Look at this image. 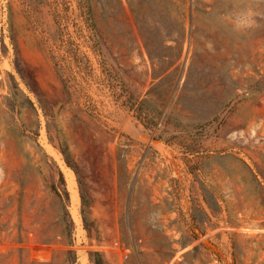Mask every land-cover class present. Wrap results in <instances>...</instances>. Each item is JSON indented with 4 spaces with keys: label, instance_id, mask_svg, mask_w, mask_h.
<instances>
[{
    "label": "rangeland",
    "instance_id": "1",
    "mask_svg": "<svg viewBox=\"0 0 264 264\" xmlns=\"http://www.w3.org/2000/svg\"><path fill=\"white\" fill-rule=\"evenodd\" d=\"M97 254L264 264V0H0V264Z\"/></svg>",
    "mask_w": 264,
    "mask_h": 264
},
{
    "label": "trees",
    "instance_id": "2",
    "mask_svg": "<svg viewBox=\"0 0 264 264\" xmlns=\"http://www.w3.org/2000/svg\"><path fill=\"white\" fill-rule=\"evenodd\" d=\"M87 16L89 17V10L86 9ZM18 74L20 78L23 80V83L25 87L34 94L36 97L38 107L41 109L42 115L44 116L45 119L49 117L45 106L42 104V100L40 99L39 95L33 89L30 87L26 81H24V78L22 77L21 73L18 71ZM11 80L13 82V87H9V95L6 96V99L8 100V104L11 107H21L19 102L17 101V97H21L22 100L29 106V108L33 111L35 115H37L36 107L34 106L33 102L29 99V97L17 86V83L14 81L13 77L11 76ZM13 89V90H11ZM60 152L64 158V161L66 163V166H68L70 169L73 170V167L70 165L69 162V151L67 147H61ZM57 176H58V181L57 184L52 187L53 192L55 193L56 197L58 198L59 205H60V221L63 226V232L65 234V237L69 241V246L70 248L66 250L67 255H73L74 256V250L72 248V243H71V233L73 229V222L70 218V215L67 211V204L69 200V193L66 189L64 178L62 175V172L57 168ZM79 196H80V201L82 208H88L90 205L89 199L86 197V195L83 193L82 189L80 188L79 191ZM85 222V221H84ZM89 230V229H88ZM91 253H96L95 251H89V255L91 258ZM93 264H104L102 261V258L100 255H96L95 259H92Z\"/></svg>",
    "mask_w": 264,
    "mask_h": 264
},
{
    "label": "bare ground",
    "instance_id": "3",
    "mask_svg": "<svg viewBox=\"0 0 264 264\" xmlns=\"http://www.w3.org/2000/svg\"><path fill=\"white\" fill-rule=\"evenodd\" d=\"M57 156V155H56ZM67 171H68V176H69V180H70V184H68L69 185V188H71V191H72V194H71V197L73 198L74 197V201H77L78 200V193H77V190H76V182H75V177H74V174H73V172L70 170V169H67ZM73 195V196H72ZM72 202H73V200H72ZM76 203V202H75ZM78 203V202H77ZM76 205V204H75ZM76 207H77V205H76ZM77 212V211H76ZM75 212V213H76Z\"/></svg>",
    "mask_w": 264,
    "mask_h": 264
}]
</instances>
